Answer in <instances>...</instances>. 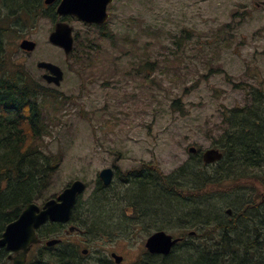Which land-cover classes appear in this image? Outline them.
<instances>
[{
	"label": "rangeland",
	"instance_id": "374dc122",
	"mask_svg": "<svg viewBox=\"0 0 264 264\" xmlns=\"http://www.w3.org/2000/svg\"><path fill=\"white\" fill-rule=\"evenodd\" d=\"M11 1L0 0L1 24L7 29L4 56L10 67H22L49 89L39 96L47 126L40 148L61 160L34 202L43 204L76 178L86 183L75 221L60 224L46 238H61L75 250L72 264H114L111 252L130 264L145 250L148 234L162 225L155 226L162 216L146 221L107 187L99 213L106 230H89L86 215L93 200L102 198L96 194L98 173L116 163L115 185L141 164L170 175L191 159L190 146H211L224 126L223 111L262 100L264 0H114L101 31L65 20L77 42L67 57L48 39L55 23L52 10L38 0L29 8ZM23 39L35 43L31 51L19 47ZM41 60L61 67L59 86L42 79L44 71L36 66ZM129 186L124 182L122 188ZM255 187L260 192L257 182ZM211 200L215 206L225 201L218 193ZM143 221L157 223L145 228ZM179 224L164 226L175 235L196 231L184 233ZM70 225L76 229L69 231ZM43 245L33 247L30 259ZM85 248L87 253H81ZM175 255L182 264L189 259L182 249Z\"/></svg>",
	"mask_w": 264,
	"mask_h": 264
},
{
	"label": "trees",
	"instance_id": "16d2710c",
	"mask_svg": "<svg viewBox=\"0 0 264 264\" xmlns=\"http://www.w3.org/2000/svg\"><path fill=\"white\" fill-rule=\"evenodd\" d=\"M6 32L0 19V236L6 224L41 196L61 161L40 148L47 126L40 116L39 96L50 91L22 67L7 63L1 45ZM258 96L262 100L253 98L249 105L222 112L224 126L211 142L223 153L219 161L204 165L195 153L170 175L143 167V178L140 171H134L128 188L120 183L110 190L146 221L149 216L161 215V223H154L162 224L158 229H165L167 222L179 221L180 230L198 231L187 234L168 255L143 250L130 264H182L181 256H174L178 249L188 255L183 264H264V96ZM226 181L230 183L224 184ZM96 188L97 196L102 198L93 200L85 222L91 221L89 230H106L99 213L108 199V189L100 182ZM215 193L225 200L217 206L211 200ZM59 225L47 223L39 229V236H49ZM143 225L147 228L152 224L143 221ZM66 246L60 243L42 247L29 264H72L77 259L73 257L75 250ZM2 249L0 264L7 261Z\"/></svg>",
	"mask_w": 264,
	"mask_h": 264
},
{
	"label": "water",
	"instance_id": "95a60500",
	"mask_svg": "<svg viewBox=\"0 0 264 264\" xmlns=\"http://www.w3.org/2000/svg\"><path fill=\"white\" fill-rule=\"evenodd\" d=\"M52 0H47L50 2ZM112 0H61L57 7L58 15L71 14L86 23L102 24L107 20V5ZM49 41L64 49L66 54L72 50L73 37L72 27L65 22H57L53 31L49 35ZM20 48L32 50L35 43L24 39L20 42ZM37 66L47 69L50 73H44L43 78L48 82L53 81L59 84L62 79V70L58 65L47 61H39ZM190 151L195 152V147H190ZM222 157V152L215 147H208L202 151L201 158L205 164L215 162ZM104 185L111 182L112 171L110 168H103L99 172ZM85 183L81 179L73 180L69 186L64 188L55 198L46 200L40 208L36 203H29L25 206L19 216L9 222L1 237L0 247H6L9 251L17 252L13 257L14 264H23L26 254L32 243L39 240L36 230L50 220L53 222H67L70 219L73 206L78 200V196L83 192ZM230 213V210H227ZM73 230V227L69 228ZM164 230H157L150 234L145 240V247L150 253H161L167 255L172 246L179 240ZM59 239H50L47 245L57 243ZM85 252V250H83ZM116 262H120L122 257L115 253L111 254Z\"/></svg>",
	"mask_w": 264,
	"mask_h": 264
},
{
	"label": "flooded vegetation",
	"instance_id": "af4514ba",
	"mask_svg": "<svg viewBox=\"0 0 264 264\" xmlns=\"http://www.w3.org/2000/svg\"><path fill=\"white\" fill-rule=\"evenodd\" d=\"M35 1H36V0H33V2H35ZM46 1H47V0H38L39 3L43 2L44 5H45V7H48L49 10H55V11H56V8H57L58 3H59L60 0H52V1L48 2V3H47ZM23 2H24L23 4H28V5H30V4L32 3V0H23ZM15 3H19V2H15ZM39 3H36V5L39 4ZM34 5H35V4H34ZM34 5H31V6H34ZM21 6L24 7V8H27V7L23 6L22 4H21ZM55 11H54V12H55ZM63 18H64V19H67V18H74V17L71 16V15H69V16H65V17H63ZM56 20H58V17H57ZM80 22H81V21H80ZM81 23L84 24L83 22H81ZM85 25L95 26V27H98V28H100V27L103 26V25H97V24H85ZM110 168H111L112 173H113V178H112L113 180H112V182H111L112 185L110 184V186H109V185H108V186H109L111 189H112L113 187L119 185L120 183H123V184H124V182H125V183H129V182H130L131 177H132V174L130 173V171L133 170V169L127 171V173H126L127 178L123 179L124 182H123L121 179H118V183H119V184L115 185L114 182H115V180H116L117 177H118V175H117V171H118L117 164H116V163H112V166H110ZM139 169H140V173H139V175L141 176V178H143V164H141V167H140ZM128 180H129V182H128ZM100 182H101V181H100ZM101 183H102V182H101ZM128 211H130V209H128ZM42 242H43V239H41V242H40V243H37V244H33V245H31L29 251L27 252L26 260H25V262H24L23 264H28V262H29V258H30V254H31V252H32L33 247H35V246L38 245V244H41ZM2 251H3V254H6V259H7V261L4 262V263H2V264H14L13 257L16 255L17 252L9 251L6 247H3Z\"/></svg>",
	"mask_w": 264,
	"mask_h": 264
},
{
	"label": "bare ground",
	"instance_id": "6f19581e",
	"mask_svg": "<svg viewBox=\"0 0 264 264\" xmlns=\"http://www.w3.org/2000/svg\"><path fill=\"white\" fill-rule=\"evenodd\" d=\"M206 222V221H205ZM200 224V223H199ZM201 229V228H200ZM217 253V252H216ZM246 262V261H245Z\"/></svg>",
	"mask_w": 264,
	"mask_h": 264
}]
</instances>
